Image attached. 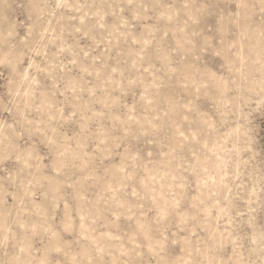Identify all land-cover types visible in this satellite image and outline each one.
<instances>
[{
	"label": "clouds",
	"instance_id": "9594fccd",
	"mask_svg": "<svg viewBox=\"0 0 264 264\" xmlns=\"http://www.w3.org/2000/svg\"><path fill=\"white\" fill-rule=\"evenodd\" d=\"M0 264H264V0H0Z\"/></svg>",
	"mask_w": 264,
	"mask_h": 264
}]
</instances>
